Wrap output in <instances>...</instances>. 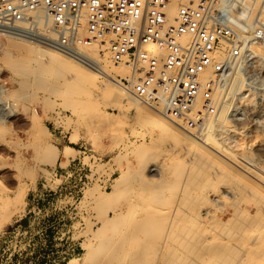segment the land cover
Returning a JSON list of instances; mask_svg holds the SVG:
<instances>
[{
  "label": "rangeland",
  "instance_id": "rangeland-1",
  "mask_svg": "<svg viewBox=\"0 0 264 264\" xmlns=\"http://www.w3.org/2000/svg\"><path fill=\"white\" fill-rule=\"evenodd\" d=\"M244 10L264 24V0H245ZM14 30L0 22V264H241L263 242V46L252 47L242 80L229 83L225 96H234L218 129L182 131L188 140L143 124L146 112L112 102L93 83L70 87V71L9 46L21 39L48 49ZM105 113L114 119L103 122ZM58 131L74 149L67 159ZM132 214L146 225L136 237L119 230ZM240 224L250 226L245 240ZM218 239L240 248L230 253Z\"/></svg>",
  "mask_w": 264,
  "mask_h": 264
},
{
  "label": "built area",
  "instance_id": "built-area-1",
  "mask_svg": "<svg viewBox=\"0 0 264 264\" xmlns=\"http://www.w3.org/2000/svg\"><path fill=\"white\" fill-rule=\"evenodd\" d=\"M174 1L0 0V22L97 71L104 59L127 67L117 76L125 92L197 136L218 114L216 92L247 67L253 45L264 47V24L245 0ZM82 47L101 60L77 55Z\"/></svg>",
  "mask_w": 264,
  "mask_h": 264
},
{
  "label": "bare ground",
  "instance_id": "bare-ground-1",
  "mask_svg": "<svg viewBox=\"0 0 264 264\" xmlns=\"http://www.w3.org/2000/svg\"><path fill=\"white\" fill-rule=\"evenodd\" d=\"M176 1V0H175ZM174 1V2H175ZM38 15H40L42 18L44 17V15L40 12ZM261 22H263L262 20H260ZM48 24V21H47V19L44 17L43 19H42V21H41V28L43 29L46 25ZM12 29H15V28H12ZM16 30V29H15ZM17 34H19V33H17ZM20 36H24V37H29L28 35H26V34H23V35H20ZM4 37V36H3ZM32 39V38H31ZM17 40H19L20 42H23V43H20L19 41H17V42H19V43H17V44H14V43H16L14 40V42H9V46H22L25 50H26V52H30V53H34V54H39V55H41L42 57H45L47 60L45 61L48 65H50L51 67H56V69L57 70H61V71H66V70H68V71H70V73H71V77L69 78V76H68V78H67V85L69 84L70 85V87H72V85L73 84H77V83H79L80 84V82H88V83H93L97 88H98V90L101 92V95H105L106 96V98H109L110 100H112V102H114V103H117L118 105H120V104H122V105H125V106H127L128 105V108H129V110L131 109V108H133V109H136L137 110V112L139 113V114H141V113H144V112H146L148 115L144 118V120H142V122H143V124H152V125H155L158 129H160L161 131H162V133L163 132H165V133H169L170 135H172L173 137H175V138H179V137H181V136H187L184 132H182V130L181 129H179L178 127H176L175 125H173L172 123H170L169 121H167V119H165L163 116H161L159 113H157L156 111H154V110H151L149 107H147L146 105H144L143 103H141L140 101H138V100H136L135 98H133L131 95H129L127 92H125L124 91V89L121 87V85L119 84V82L117 81V76L118 75H121V76H123V77H126V76H128L129 74H130V70L127 68V67H125V66H115V65H113V64H111L110 62H108L107 60H105L104 59V61H101V67L102 68H100V69H102V72H100V71H97L96 69H94V68H91V67H89V66H87V65H85L82 61H80V60H78L77 58H76V55H66V54H64V53H62L61 51H59V50H57V49H55V48H52V47H50V46H47V45H44L43 43H41V42H39V43H41V44H43L44 46H46L48 49H44V48H39V46L37 45V46H34V45H36V44H34V43H31V42H29V41H23V40H21V39H17ZM32 40H34V39H32ZM34 41H37V40H34ZM43 46V47H44ZM254 46H258V45H253L252 47H254ZM3 47V46H2ZM252 47H251V49H250V53H249V55H250V58H249V60H250V62L251 63H254V59L253 58H255V55H254V53L252 52ZM52 50H54V51H52ZM59 52L60 54H58V53H56V52ZM88 51H90V53H88ZM62 54H63V56H62ZM30 55V54H29ZM77 55H79V56H81V57H83V58H85V59H88V61H93V60H95V59H98L99 61L101 60V59H99L98 57H97V52H96V50H95V48H93V47H82V48H80V51L79 52H77ZM35 56V55H34ZM45 63V64H46ZM97 68H98V66H96ZM50 70V69H49ZM51 71V70H50ZM54 71V70H53ZM53 71L51 72V73H53ZM49 72V71H48ZM239 72H240V70H239ZM239 72H235V74H236V76L234 75V78L232 79L231 78V80H230V83L231 82H233V80L236 82V81H240V79L243 77V75H241V73H239ZM50 73V72H49ZM59 73V72H58ZM55 74V73H54ZM51 75H53V74H51ZM54 76V75H53ZM242 76V77H241ZM56 77H57V74H56ZM209 77V75L208 74H206V76H205V78H208ZM57 79H59V78H57ZM65 79V78H64ZM242 80V79H241ZM58 81H60V80H58ZM62 82V81H61ZM87 84V83H86ZM62 85V84H61ZM57 86H58V84H57ZM74 86V85H73ZM78 86V85H77ZM76 86V89H74V90H77V88H80V86L79 87H77ZM83 86H84V84H83ZM60 87V86H59ZM67 87V86H66ZM65 87V88H66ZM238 88V87H237ZM56 89V88H55ZM228 90H229V87L227 88ZM218 90L217 92H216V95H215V98H216V100H217V103H218V114L220 113H222L223 111H224V107H225V105H227L226 103L228 102L229 103V101H231V100H229V97L230 96H234V93H233V91H235V90H233L232 91V95H230V96H228L227 98H226V96L225 95H227V93L226 92H228V90ZM59 90H61L60 88L58 89V91ZM58 91H57V93H56V95L58 94ZM70 91H72V90H70ZM86 91H88V90H86ZM55 92V91H54ZM62 92V91H61ZM60 92V93H61ZM73 92H76V91H73ZM72 92V93H73ZM229 92H231V91H229ZM228 92V93H229ZM68 94V93H67ZM63 95H64V91H63ZM71 95V94H70ZM80 95V94H79ZM125 98V99H124ZM108 99V100H109ZM233 101V100H232ZM232 103V102H231ZM116 105V104H115ZM228 105H230V104H228ZM227 107V106H226ZM228 107H230V106H228ZM231 108V107H230ZM227 109V108H226ZM226 109H225V111H226ZM77 110V109H76ZM231 110V109H230ZM228 112H229V110H227ZM218 114L215 116V117H213V118H211V119H209V121H208V123H207V125H206V127L207 126H210V129H218V126H219V122H218ZM139 116V115H138ZM142 117H143V115H142ZM103 120V122H104V120H106V121H111V119H114V116L111 114V113H105V114H103L102 115V117H101ZM93 119V118H92ZM1 121V120H0ZM141 121V120H140ZM227 123V122H226ZM155 126H152V127H155ZM146 127V126H145ZM2 128V127H1ZM222 129H224V128H222ZM229 129V128H228ZM2 130V129H1ZM205 130H206V128H205ZM205 133V132H204ZM168 134V135H169ZM227 134V133H226ZM167 135V134H166ZM205 137V136H204ZM188 140H190L189 138H190V136H187L186 137ZM228 138V137H227ZM192 139V138H191ZM223 139V138H222ZM192 142V144L193 145H200L199 143H201V144H203V145H206V146H209L206 142H204V140H202L201 138H197L196 140H195V142H194V140L192 139L191 140ZM227 143V142H226ZM244 144V143H243ZM217 145V144H216ZM230 145V144H229ZM242 145V144H241ZM241 145H240V147H241ZM246 145V144H245ZM244 146V145H243ZM198 147V146H197ZM210 147V146H209ZM218 147V146H217ZM239 147V148H240ZM199 148V147H198ZM212 148V147H211ZM238 148V149H239ZM243 148V147H242ZM216 151V150H215ZM64 154H65V158L67 159V157H68V155L70 154V153H74V149L72 148V147H70V146H67L65 149H64V152H63ZM52 155H53V153H52ZM54 156H55V154H54ZM53 156V157H54ZM70 156V155H69ZM49 161V160H48ZM104 165V164H103ZM98 167V166H97ZM99 170V169H98ZM197 183V182H196ZM263 184V183H262ZM204 185V184H203ZM196 194V193H195ZM198 194V193H197ZM255 195V194H254ZM197 196V195H196ZM200 197V196H199ZM259 198V197H258ZM240 199V198H239ZM252 199V198H251ZM259 199H261V198H259ZM237 201V200H236ZM256 201H257V199H256ZM212 202V201H211ZM217 202V201H216ZM241 202H243V201H240V203ZM260 202V201H259ZM239 203V202H238ZM238 203L237 204H235V205H238ZM239 203V204H240ZM246 203H248L247 201H246ZM250 203V202H249ZM262 204V203H261ZM206 205V204H205ZM247 205V204H246ZM263 205V204H262ZM236 208L238 207V206H235ZM240 207V206H239ZM234 208V207H233ZM239 209V208H238ZM237 209V210H238ZM236 210V211H237ZM156 211V210H155ZM173 212V211H172ZM242 212V211H241ZM244 212V211H243ZM264 209H262V208H259L258 209V213H257V216L256 217H258L259 219H258V221L260 220V218L262 219L263 218V216H264ZM119 213L117 214V216L119 217ZM242 215H245V212L242 214ZM182 217V216H181ZM120 218V217H119ZM182 219V218H181ZM184 219H186V218H184ZM188 219V218H187ZM121 220V219H120ZM138 220V218L134 215V214H132V216H130L128 219H127V221H125V225L124 226H122L121 228H119V230H123V229H125V228H127V229H130V228H132L133 230H132V232H133V235H132V237L135 235V237H136V235L138 234V233H140V232H146L145 231V228H146V225H143V224H138L137 225V223H136V221ZM116 221L118 222V220L116 219ZM254 221V220H253ZM262 221H263V219H262ZM264 222V221H263ZM142 223H144V222H142ZM172 223V222H171ZM244 223H246V221L244 222ZM123 224V223H122ZM249 224H246V227L245 226H241V224H240V227L239 228H237L236 226V228H237V235H238V237H239V239L241 238V239H246L247 237H248V234H250V230L248 229V227H250V226H248ZM256 225V224H255ZM258 225V224H257ZM185 226V225H184ZM215 226V225H214ZM231 226V225H230ZM237 226H239V225H237ZM248 226V227H247ZM117 227V226H116ZM170 228H171V230L173 229V226H172V224L169 226ZM188 227V226H187ZM216 227V226H215ZM214 227V228H215ZM1 228H2V226H0V230H1ZM155 228V227H154ZM158 228H160V227H158ZM151 229V228H150ZM153 229V228H152ZM156 229H157V227H156ZM160 229H162V227L160 228ZM190 229V228H189ZM213 229V227L211 228V229H208V230H206V228H200L199 227V230L196 232V233H200V231H202V233H205V235L207 236L208 234H210V232L211 231H213L212 230ZM194 230V229H193ZM215 230V229H214ZM223 230V229H222ZM222 230H220V232H222ZM262 230V229H261ZM160 231H162V230H159V231H154L155 233L154 234H160ZM175 231V230H174ZM172 232V231H171ZM179 232V231H178ZM215 232V231H214ZM223 232H224V230H223ZM229 232V231H228ZM232 233V232H231ZM143 234V233H142ZM153 234V233H152ZM221 234V235H220ZM219 235L220 236H223L222 235V233H220ZM224 234V233H223ZM229 234V233H228ZM257 234V233H256ZM161 235V234H160ZM173 235V234H172ZM204 235V236H205ZM215 235H218V233L217 234H215ZM159 236V235H158ZM203 236V235H202ZM209 236V235H208ZM226 236V235H225ZM224 236V237H225ZM130 237V236H129ZM170 237H171V235H170ZM126 238H128V237H126ZM228 238H230V237H228ZM227 238V239H228ZM129 239V238H128ZM223 239V238H222ZM222 239H218L220 242H218V244H219V246H220V248H221V246H222V249L224 248V249H230L231 250V252H230V250H228L230 253H232V251H234L233 250V248L235 247V248H238V246H237V244H236V242H234V240L231 242H229V241H224V240H222ZM126 240V239H125ZM123 241L122 240V242H124V243H122L121 245H122V247L120 246V248H122V249H125L126 250V248L128 247V246H130L131 244V241L130 240H126V241ZM132 240H133V238H132ZM226 240V239H225ZM217 241V240H216ZM237 241V240H236ZM251 242V241H250ZM120 242H118V244H119ZM242 244H244L243 242H242ZM120 245V244H119ZM255 245V244H254ZM242 246V245H241ZM248 246H249V243H248ZM251 246V245H250ZM118 247V246H117ZM244 247H246V245L244 246ZM240 248V247H239ZM238 248V249H239ZM243 248V247H242ZM121 249V250H122ZM127 249H129V248H127ZM226 249V250H227ZM125 250H123V251H125ZM118 251H120V250H118ZM246 251H247V247H246ZM227 252V251H226ZM239 252H241V251H239ZM236 254H238L237 252H235V255ZM241 253H239V255H240ZM245 254V253H244ZM225 255V254H224ZM233 255V254H232ZM247 255V254H246ZM204 256V255H203ZM202 256V257H203ZM226 256V255H225ZM227 256L229 257V255H228V253H227ZM201 257V256H200ZM223 257V256H222ZM232 257V256H231ZM234 257V256H233ZM247 257V256H246ZM262 257H264V240H263V242H261L259 245H256V246H253V247H250L249 248V256H248V258L247 259H244V261L243 262H241V264H264V259L262 258ZM227 258V257H226ZM244 258H245V255H244ZM200 260V259H199ZM226 260V259H225ZM236 260V259H235ZM242 260H243V258H242ZM241 260V261H242ZM204 261V260H203ZM198 263V262H197ZM200 263H203V262H201L200 261ZM224 263V262H223ZM222 262H221V264H223ZM199 264V263H198ZM205 264H206V262H205ZM226 264H229V262H227Z\"/></svg>",
  "mask_w": 264,
  "mask_h": 264
},
{
  "label": "crops",
  "instance_id": "crops-1",
  "mask_svg": "<svg viewBox=\"0 0 264 264\" xmlns=\"http://www.w3.org/2000/svg\"><path fill=\"white\" fill-rule=\"evenodd\" d=\"M56 137H57V139H59L61 142H62V146H61V152H62V156H63V151H64V148H65V146H69V145H64L63 143H66V138H67V136L66 135H64V131H58V132H56ZM79 152H81V151H79Z\"/></svg>",
  "mask_w": 264,
  "mask_h": 264
}]
</instances>
